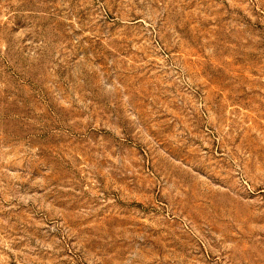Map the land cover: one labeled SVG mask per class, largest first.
Wrapping results in <instances>:
<instances>
[{
  "label": "rangeland",
  "instance_id": "obj_1",
  "mask_svg": "<svg viewBox=\"0 0 264 264\" xmlns=\"http://www.w3.org/2000/svg\"><path fill=\"white\" fill-rule=\"evenodd\" d=\"M0 264H264V0H0Z\"/></svg>",
  "mask_w": 264,
  "mask_h": 264
}]
</instances>
